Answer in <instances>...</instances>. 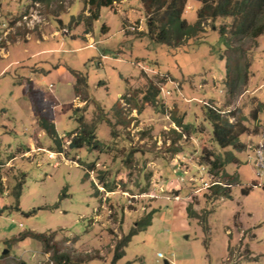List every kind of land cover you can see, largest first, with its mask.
I'll return each mask as SVG.
<instances>
[{"label": "rangeland", "instance_id": "374dc122", "mask_svg": "<svg viewBox=\"0 0 264 264\" xmlns=\"http://www.w3.org/2000/svg\"><path fill=\"white\" fill-rule=\"evenodd\" d=\"M199 7L187 1L188 23ZM81 14L83 0H0V264H56L52 252L66 264H264V113L253 115L264 106V33L223 38L231 19L217 18L195 45L168 52L146 34L140 0L101 8L88 34ZM148 90L159 91L153 104ZM205 107L243 126V151L213 141ZM39 111L58 144L38 127ZM78 116L100 118L99 150L69 148ZM211 154L224 162L218 175ZM216 183L229 197L210 200Z\"/></svg>", "mask_w": 264, "mask_h": 264}, {"label": "trees", "instance_id": "16d2710c", "mask_svg": "<svg viewBox=\"0 0 264 264\" xmlns=\"http://www.w3.org/2000/svg\"><path fill=\"white\" fill-rule=\"evenodd\" d=\"M33 2L40 0H31ZM115 0H83L84 6L87 7V16L80 15L78 21H84L86 23V31L88 34L91 30L92 22L95 21L98 16L100 9L103 7H111ZM188 0H140L142 8L145 13L146 20V34L150 38L159 44H165L168 48V52H176L177 49H185L190 45H195V43H190L191 41H197V39L202 36L204 29L202 23L207 20L214 21L217 18L231 19L230 25L227 27H220L219 34L226 38L227 35L230 36V40H250L255 41L264 33V0H195L200 3V7L197 10L196 20L194 23H188L184 18L185 6ZM145 34V33H144ZM228 50L235 51L238 55V62L244 59L243 56L246 55V51L241 48H233L229 43L227 45ZM173 50V51H172ZM241 58V59H240ZM249 65L245 61L244 68ZM238 75V74H237ZM245 76H247L245 74ZM77 84L81 83L86 86L85 77L80 74H74ZM233 74H231L229 64L226 62V76L225 84L226 87L231 88ZM150 90V88H149ZM147 92L145 96V103L153 104L156 97L159 95V91H155L151 94V91ZM205 117L210 123L212 128V139L220 147H232L237 151H243L245 149L244 144L240 143L238 137L240 134L245 132L243 126L233 125L226 118H222L215 108L205 107ZM99 111L101 109L99 108ZM264 113L263 104H259L258 109L253 112V115L258 113ZM76 113V110L74 111ZM52 115H50V118ZM103 117V116H100ZM100 119V118H99ZM99 119L91 122V124L85 123L82 116L76 118L79 128L68 134L69 143L68 146L71 149H79L86 147L87 149L99 150L101 145L97 141L95 136V128ZM37 124L38 127L48 136L53 143L58 144L59 139L56 136L54 124L49 120V116L43 115L40 111L37 114ZM213 154L206 157V161L211 165L210 172L218 175V172L224 167L223 160L214 157ZM236 163L237 160L232 158L230 160ZM88 168L93 169V166H88ZM235 182L234 178H232ZM228 184V183H227ZM234 183H229L232 185ZM20 187V186H19ZM18 187V189H20ZM210 200L217 198H227L229 197V188L227 186L223 187L219 183L214 184L210 188ZM247 190L244 191V193ZM19 190L15 193V201L19 196ZM18 210V206L15 208ZM188 218L193 219L199 217L196 212H193L190 208L187 209ZM1 212V211H0ZM152 214V213H151ZM151 215L149 214L148 221L146 223L142 222L138 229L131 230L129 235L124 237L123 241H120L116 245L114 252V260H117L123 256V251L119 249L123 248L126 243L130 241V237L135 234V232L142 231L144 227L150 225ZM204 233L208 231L207 225L205 226L204 220L200 221ZM25 236L38 239L43 243V249L45 253L51 252V246L46 240L44 234L37 233H26ZM204 247L207 250V238L204 240ZM52 260L54 259L56 264L70 263L66 255H57L52 252ZM24 262H21L23 264Z\"/></svg>", "mask_w": 264, "mask_h": 264}, {"label": "built area", "instance_id": "2783aa9c", "mask_svg": "<svg viewBox=\"0 0 264 264\" xmlns=\"http://www.w3.org/2000/svg\"><path fill=\"white\" fill-rule=\"evenodd\" d=\"M263 150H264L263 146L260 145L259 148H258V154H259V156L261 157V159H262V154H261V153H262ZM260 162H262V160H260ZM261 167L263 168L264 165L261 164ZM261 167H260V168H261ZM159 256H161V255L159 254Z\"/></svg>", "mask_w": 264, "mask_h": 264}, {"label": "clouds", "instance_id": "9594fccd", "mask_svg": "<svg viewBox=\"0 0 264 264\" xmlns=\"http://www.w3.org/2000/svg\"><path fill=\"white\" fill-rule=\"evenodd\" d=\"M159 256V255H158ZM161 257V256H160Z\"/></svg>", "mask_w": 264, "mask_h": 264}]
</instances>
